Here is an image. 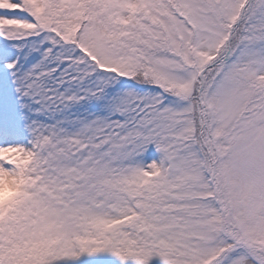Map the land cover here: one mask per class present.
<instances>
[{
    "label": "snow or ice",
    "instance_id": "snow-or-ice-1",
    "mask_svg": "<svg viewBox=\"0 0 264 264\" xmlns=\"http://www.w3.org/2000/svg\"><path fill=\"white\" fill-rule=\"evenodd\" d=\"M0 264H264V0H0Z\"/></svg>",
    "mask_w": 264,
    "mask_h": 264
}]
</instances>
